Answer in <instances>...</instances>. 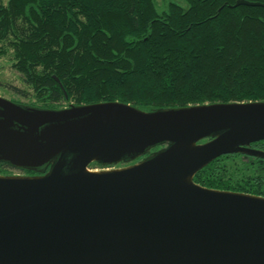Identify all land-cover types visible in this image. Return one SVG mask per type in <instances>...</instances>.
Returning <instances> with one entry per match:
<instances>
[{
    "label": "water",
    "instance_id": "95a60500",
    "mask_svg": "<svg viewBox=\"0 0 264 264\" xmlns=\"http://www.w3.org/2000/svg\"><path fill=\"white\" fill-rule=\"evenodd\" d=\"M262 141L264 102L147 112L0 97V163L38 174L0 175V264H264V197L194 181L225 155L264 158L250 148Z\"/></svg>",
    "mask_w": 264,
    "mask_h": 264
},
{
    "label": "trees",
    "instance_id": "16d2710c",
    "mask_svg": "<svg viewBox=\"0 0 264 264\" xmlns=\"http://www.w3.org/2000/svg\"><path fill=\"white\" fill-rule=\"evenodd\" d=\"M184 1L161 10L156 0H10L0 8V37L10 35L13 67L43 103L33 107L119 102L151 112L264 102V7ZM250 148L264 151V141ZM237 156L242 167L226 163ZM194 181L264 197V158L225 155Z\"/></svg>",
    "mask_w": 264,
    "mask_h": 264
},
{
    "label": "rangeland",
    "instance_id": "374dc122",
    "mask_svg": "<svg viewBox=\"0 0 264 264\" xmlns=\"http://www.w3.org/2000/svg\"><path fill=\"white\" fill-rule=\"evenodd\" d=\"M10 0H0V8L4 7L7 8ZM169 2H177L183 6H185L184 0H156L157 6L161 10H164L167 7V3ZM9 36V37H8ZM15 64V58H14V50L10 47V35H7V37H0V97L5 98L7 100L26 104V105H33V106H42L43 103H41L36 95L34 94L33 90L24 82V79L22 75L13 67ZM20 89L27 94V96L18 95L15 93L14 89ZM72 100L70 103H73ZM70 104L65 102L63 106L67 107ZM57 106H60L57 104ZM242 162H246L245 158L242 156H237L234 158H231V160H226V163L228 165L237 164L238 167H242ZM119 166H109L106 168H95L91 170H111V169H117ZM0 172L3 174H11V175H18L22 174V170H16L13 168H0ZM235 179L240 178L237 176V174L234 175Z\"/></svg>",
    "mask_w": 264,
    "mask_h": 264
},
{
    "label": "flooded vegetation",
    "instance_id": "af4514ba",
    "mask_svg": "<svg viewBox=\"0 0 264 264\" xmlns=\"http://www.w3.org/2000/svg\"><path fill=\"white\" fill-rule=\"evenodd\" d=\"M121 166H124L123 164L121 165ZM13 168V167H11L9 164H6V163H0V168ZM13 169H15V168H13ZM16 170H20V169H16ZM23 171V173L22 174H18V175H11V174H3V173H1L0 172V175L1 176H34V175H38L37 173H35V172H30V171H25V170H22Z\"/></svg>",
    "mask_w": 264,
    "mask_h": 264
},
{
    "label": "built area",
    "instance_id": "2783aa9c",
    "mask_svg": "<svg viewBox=\"0 0 264 264\" xmlns=\"http://www.w3.org/2000/svg\"><path fill=\"white\" fill-rule=\"evenodd\" d=\"M91 170V169H90ZM91 171H97V170H91Z\"/></svg>",
    "mask_w": 264,
    "mask_h": 264
}]
</instances>
